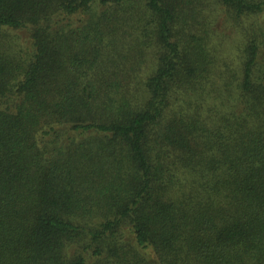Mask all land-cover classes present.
I'll return each mask as SVG.
<instances>
[{
  "label": "trees",
  "instance_id": "trees-1",
  "mask_svg": "<svg viewBox=\"0 0 264 264\" xmlns=\"http://www.w3.org/2000/svg\"><path fill=\"white\" fill-rule=\"evenodd\" d=\"M0 264H264V0H0Z\"/></svg>",
  "mask_w": 264,
  "mask_h": 264
}]
</instances>
